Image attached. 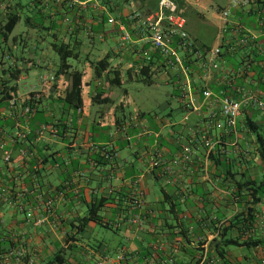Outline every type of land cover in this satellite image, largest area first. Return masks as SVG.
<instances>
[{
	"label": "crops",
	"instance_id": "0c3cea01",
	"mask_svg": "<svg viewBox=\"0 0 264 264\" xmlns=\"http://www.w3.org/2000/svg\"><path fill=\"white\" fill-rule=\"evenodd\" d=\"M176 2L181 10L197 11L201 19L193 25L203 27L201 36L212 28L211 44L198 46L200 34L186 21L196 47H220L219 70L205 79L197 64L190 66L197 109H184L178 93L162 115L147 117L128 112L132 99L127 90L115 91L106 82L105 74L113 68L119 70L121 84L137 80L135 68L142 57L140 42L134 52L118 49V29L107 17L124 20L132 11L147 14L157 3L0 0V27L9 15L19 16L9 35L0 31V56L10 53L13 65L21 69L17 82L31 80L21 89L17 85V102L26 99L33 86L39 100L28 126L55 121L58 128L57 136L47 134L34 145L32 159L23 160L12 149V163L5 168L0 152L4 192L20 185L31 189L19 207L0 199V264H46L62 248L61 264H195L203 252L211 264H264V183L258 186L264 181V161L257 133L246 123L253 121L264 138V110L242 102L233 134L214 125L201 94L209 88L264 101V0L236 8H230V0ZM224 9H229L226 17ZM22 19L25 28L16 32ZM240 34L253 41L238 45ZM60 45L76 54L68 60L69 72L40 85V75L54 74L58 68ZM104 56L108 67L95 78L93 63ZM28 61L41 62L27 67ZM8 64L4 61L3 67ZM150 66L152 78L162 73L165 81L175 83L172 73ZM73 70L82 73L80 110L60 100ZM184 147L190 149L191 160L172 163L181 158ZM106 152L112 158H105ZM138 195L141 203L136 206ZM255 195H260L259 201H253ZM47 201L50 208L45 207ZM92 207L98 220L83 224ZM43 215L47 221L36 225L34 220ZM237 215L243 219L228 227ZM134 216L140 225L130 222ZM228 238L249 244L225 245Z\"/></svg>",
	"mask_w": 264,
	"mask_h": 264
},
{
	"label": "built area",
	"instance_id": "2783aa9c",
	"mask_svg": "<svg viewBox=\"0 0 264 264\" xmlns=\"http://www.w3.org/2000/svg\"><path fill=\"white\" fill-rule=\"evenodd\" d=\"M250 0H230V8L239 6H248ZM223 17L229 14V9L221 11ZM107 22L115 24L118 29V49L120 51H133L134 44L140 42L139 51L142 53L141 61L136 65V72L145 65L155 64L161 67L166 72L172 73L175 78V83L179 89V101L182 107L186 110L197 109L194 105V97L191 93V68L193 64L202 72V77L207 79L212 71L219 70V59L222 55L220 47H212L208 49H200L195 46L194 40L190 37L186 30V20L184 16L177 12V6L172 0H159L157 9L153 12L144 14L137 11H132L124 20L116 19L113 16L107 17ZM88 35L92 34V30H86ZM135 33V34H134ZM137 37V38H136ZM253 41L249 35L240 34L236 37L238 45H245ZM148 47H144L145 45ZM135 51V50H134ZM133 51V52H134ZM3 61L12 63V56L6 52L1 58ZM41 61H28L27 67L40 64ZM3 65V64H2ZM1 68V64H0ZM56 76L54 74L40 75L38 78L39 84L44 85L46 82H54ZM33 86H29L28 92L33 91ZM204 104L210 109L209 118L214 122L217 128H226L229 132L236 134L237 118L241 111V105L244 101H251L254 106L264 110V101L251 95L243 94L242 99L227 94L224 90L219 93H213L209 88H203L201 91ZM15 92L10 94L7 99L6 107H0V114L14 118V128L9 129L7 126L0 129V152L3 166L7 168L12 163V149H16L20 158L23 160L32 159L35 152L34 147L27 145L26 140L31 135V142L36 144L43 139L45 135L57 136L58 128L55 121L50 123L39 124L36 128L31 129L28 126V118L31 117L37 110L36 105L26 102L30 94H27L26 99L21 103L17 102ZM36 98L37 94L34 95ZM18 106V107H17ZM80 110V108H78ZM216 110L218 113H216ZM20 118L25 119L22 122ZM187 117H185L186 119ZM17 140L25 141L22 146L16 144ZM205 145L211 147V142L203 137ZM105 158H112V153L106 152ZM192 158L191 151L188 147H184L181 151V158L175 157L172 163H177L178 160L190 161ZM2 166H0V172ZM1 182V181H0ZM0 183V199H6L9 205L16 206L21 199L26 197L31 192V189L26 185L12 186L4 192ZM135 204L139 206L141 203L140 195L137 196ZM46 208H50V202L44 203ZM19 207V205H17ZM47 221V216H39L34 220L36 225L43 224ZM131 223L140 225L138 216L130 219ZM208 260L207 252H203L195 264H211Z\"/></svg>",
	"mask_w": 264,
	"mask_h": 264
},
{
	"label": "trees",
	"instance_id": "16d2710c",
	"mask_svg": "<svg viewBox=\"0 0 264 264\" xmlns=\"http://www.w3.org/2000/svg\"><path fill=\"white\" fill-rule=\"evenodd\" d=\"M18 15L11 14L8 16V19L6 23L0 27V31L2 35L5 37L9 35V33L12 31L13 27L15 26ZM57 53L59 55V62H58V68L55 70L54 75L58 76L59 74L67 73L69 72L70 65L68 64V59L75 57L76 54L74 53L73 49L68 47L67 45H60L57 48ZM4 54V53H3ZM3 54L0 56V107H6L7 106V99L10 97V94L12 92H15L18 85V76L21 73V69L17 68V66H14L12 64H8V66L3 67L2 64H4V61L1 59L3 57ZM11 55V54H10ZM108 56H104L100 60H97L93 63V75L95 78H100L102 76V72L106 70L108 67L107 63ZM151 66L145 65L140 68L139 70V77H137V80L145 82L147 84H151L153 81L152 74L150 73ZM70 84L68 88L65 90L64 96L60 98V100L63 102V105L67 108L71 109H78L81 107L82 104V98H81V91H82V84H81V77L82 73L79 70H73L70 72ZM105 79L108 85L110 86H116L120 85V72L117 68L109 69L108 72L105 74ZM30 96L27 98L26 102L28 104L36 105V102L39 100V98L35 97L32 92H29ZM18 107V106H17ZM37 107V106H36ZM35 114V113H34ZM34 114L28 118V124L30 123L31 119L34 117ZM5 116L3 114H0V129H3L4 127H8L9 129L14 128V118ZM22 122H26L25 119L20 118ZM50 123V122H47ZM246 123L250 129L255 131L257 141H258V153L259 157L262 161H264V138L261 136L259 132L256 130V126L253 121L247 119ZM31 135L28 136L26 143L31 148L34 147V143L31 142ZM1 139V137H0ZM25 143V141L17 140L16 144L19 146H22ZM36 155L34 154L33 157ZM264 181H262L258 186L260 187L261 184H263ZM260 195L253 196V201H259ZM250 213V212H249ZM250 215V214H249ZM241 215H237L234 219L231 220V223L228 225V227H231L232 225H235L237 221L242 220L243 217H240ZM252 216V215H251ZM89 220H98L97 215V208L92 207L90 211L88 212V215L83 218V224H86ZM248 245V242H238L236 239L228 238L225 245ZM262 244H264V241H262ZM64 251L65 249H61L59 252L56 253L55 257L49 261L46 264H61L64 260Z\"/></svg>",
	"mask_w": 264,
	"mask_h": 264
},
{
	"label": "rangeland",
	"instance_id": "374dc122",
	"mask_svg": "<svg viewBox=\"0 0 264 264\" xmlns=\"http://www.w3.org/2000/svg\"><path fill=\"white\" fill-rule=\"evenodd\" d=\"M159 0H149L151 4H158ZM175 4L177 3V0H172ZM222 1V0H219ZM177 6V5H176ZM181 8H177V12L183 11L181 14L182 16L186 17L190 20V25L194 27V23L198 24V21L201 19V17H198L196 14L197 11L195 9H187V10H181ZM25 13V10L23 11ZM24 20L22 19L21 22H18L15 28V31H21L24 27ZM197 31V34H200V31H202L198 27H194ZM205 31V30H204ZM213 33L212 28H208V30L204 33V35H199V41L198 46H201L199 44L201 43H209L212 42V36ZM35 37L32 36L31 39L33 40ZM32 40L29 42V47L32 46ZM32 54L34 52H31ZM53 56L57 57V53H53ZM58 58V57H57ZM70 62H72V58L68 59ZM164 74L158 73L155 76H153V81L151 84H147L145 82L139 81V80H133V81H126L124 84L116 85L114 86V90L118 89H126L130 98L132 99L131 104L128 105L127 111L131 114H135L136 111L140 114H144L147 117L156 114L162 115L165 111L166 103H170L173 98L171 96H175L178 94V86L176 83H171L168 81H165ZM31 80L24 81H18V87L21 89L24 84H30Z\"/></svg>",
	"mask_w": 264,
	"mask_h": 264
}]
</instances>
